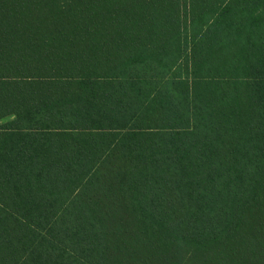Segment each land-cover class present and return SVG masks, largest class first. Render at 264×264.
I'll list each match as a JSON object with an SVG mask.
<instances>
[{"label": "trees", "instance_id": "trees-1", "mask_svg": "<svg viewBox=\"0 0 264 264\" xmlns=\"http://www.w3.org/2000/svg\"><path fill=\"white\" fill-rule=\"evenodd\" d=\"M0 264H264V0H0Z\"/></svg>", "mask_w": 264, "mask_h": 264}]
</instances>
